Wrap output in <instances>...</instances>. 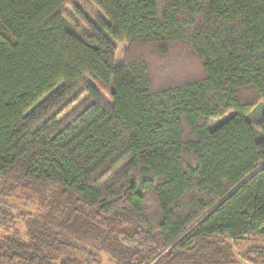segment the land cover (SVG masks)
Segmentation results:
<instances>
[{
  "label": "trees",
  "instance_id": "1",
  "mask_svg": "<svg viewBox=\"0 0 264 264\" xmlns=\"http://www.w3.org/2000/svg\"><path fill=\"white\" fill-rule=\"evenodd\" d=\"M246 235L264 0H0V264H264Z\"/></svg>",
  "mask_w": 264,
  "mask_h": 264
},
{
  "label": "rangeland",
  "instance_id": "2",
  "mask_svg": "<svg viewBox=\"0 0 264 264\" xmlns=\"http://www.w3.org/2000/svg\"><path fill=\"white\" fill-rule=\"evenodd\" d=\"M126 46H127V44L125 42H121L119 44L118 49L116 51V57H115L116 64H119L123 61ZM29 206L31 209L37 208V204L33 203V202ZM253 244L264 245V239H258V238L252 237L251 235H246L243 238H241L235 242L234 251L237 254V256L239 257L243 253L244 249H246L248 246L253 245ZM104 257H105V259H104L105 264H112L109 261V259L107 258V256H104ZM238 264H249V262L242 260L241 262H238Z\"/></svg>",
  "mask_w": 264,
  "mask_h": 264
}]
</instances>
